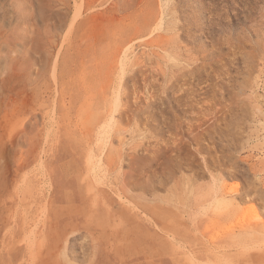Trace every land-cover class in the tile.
<instances>
[{"label": "rangeland", "instance_id": "rangeland-1", "mask_svg": "<svg viewBox=\"0 0 264 264\" xmlns=\"http://www.w3.org/2000/svg\"><path fill=\"white\" fill-rule=\"evenodd\" d=\"M0 264H264V0H0Z\"/></svg>", "mask_w": 264, "mask_h": 264}, {"label": "bare ground", "instance_id": "bare-ground-1", "mask_svg": "<svg viewBox=\"0 0 264 264\" xmlns=\"http://www.w3.org/2000/svg\"><path fill=\"white\" fill-rule=\"evenodd\" d=\"M127 45V44H126ZM101 161V160H100ZM45 176V175H44ZM95 187V186H94ZM92 201V200H91ZM90 202V201H89ZM95 203V202H94ZM134 205V204H133ZM94 208V207H93ZM84 213V212H83ZM145 215V214H144ZM127 221V220H126ZM68 227V226H67ZM69 229V228H68ZM134 231V230H133ZM94 232V231H93ZM137 232V231H136ZM135 232V233H136ZM117 233V232H116ZM109 234V233H108ZM138 234V233H137ZM152 234V233H151ZM154 234V233H153ZM96 235V234H95ZM117 235V234H116ZM54 236V235H53ZM173 239V238H172ZM130 240V239H129ZM42 241V240H41ZM133 241V240H132ZM135 241V240H134ZM114 242V241H113ZM47 244V243H46ZM123 248V246H121ZM119 248V247H118ZM187 250V249H186ZM120 251V250H119ZM118 253V252H117ZM220 254V253H219ZM122 259V258H121Z\"/></svg>", "mask_w": 264, "mask_h": 264}]
</instances>
